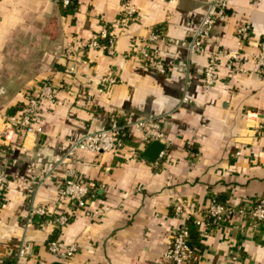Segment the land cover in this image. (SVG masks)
<instances>
[{"label":"crops","instance_id":"1","mask_svg":"<svg viewBox=\"0 0 264 264\" xmlns=\"http://www.w3.org/2000/svg\"><path fill=\"white\" fill-rule=\"evenodd\" d=\"M122 0H77L65 9L56 0H0V128L2 117L21 108L24 94L43 80L54 86V101H41L40 132L15 136L0 145L7 185L0 193V264H10L22 237L38 264H161L181 213L201 218L194 264H264V222L252 219L251 202L264 195V75L252 72L253 54L264 38V0H224V17L203 41V51L185 54L207 0H130L136 19L120 32L111 55L83 42L102 24L117 19ZM249 26L237 67L216 57L208 91L202 73L211 53L236 47L234 32ZM156 30L153 44L161 74L129 53ZM74 41L73 56L64 58ZM152 45V46H153ZM112 71L117 82L99 91ZM186 97L182 101V97ZM153 116L163 133L154 161L139 157L140 129L129 128L116 152L73 150L70 141L111 123ZM94 183L84 209H66L57 194L66 169ZM48 174L36 185L35 177ZM217 201L242 209L214 221L204 215ZM48 214L66 210L67 224L55 229ZM76 243L68 259L56 260L48 240Z\"/></svg>","mask_w":264,"mask_h":264},{"label":"built area","instance_id":"2","mask_svg":"<svg viewBox=\"0 0 264 264\" xmlns=\"http://www.w3.org/2000/svg\"><path fill=\"white\" fill-rule=\"evenodd\" d=\"M63 7H73L77 0H56ZM224 0H207L205 11L199 20L197 27L192 32L189 41L185 46V54L189 57L192 53L202 52L203 41L208 35L210 29L216 21L224 17ZM136 19V6L130 0H122L120 4V13L116 20L111 24H102L98 29L89 34L83 45L86 49L99 50L105 55H111L115 51L117 38L122 30ZM236 47L228 49L225 52L211 53L208 56V62L202 73L201 88L208 91L213 85L216 77V57L226 58L225 69L232 70L237 67V56L240 48L249 37V26L246 23H240L234 32ZM158 39V35L151 32L145 39L137 53L133 48H129L131 55L156 72L164 73V67L158 60L157 49L153 45ZM153 45V46H152ZM75 52L74 41H68L62 51L64 58L73 56ZM252 72L264 75V38L259 41L258 48L253 54ZM117 82V78L112 71H108L99 80V91H107ZM52 103L54 101V86L50 81H45L32 90H27L24 94V101L21 108L13 114L2 117L0 128V145L4 142H10L13 137L24 136L34 132H40V126L36 120L41 116V101ZM186 97H182L185 101ZM129 128L140 129L138 138L145 145L153 140L161 141L163 133L160 129L159 120L153 116H146L137 119H131L122 123H111L95 131L84 132L78 138L70 141L67 153L73 150H87L97 152H116L123 145V137L128 136ZM161 153V152H160ZM159 153V154H160ZM48 174H40L35 177L36 185L45 181ZM7 177L0 168V193L4 191L7 185ZM94 193V183L91 180L84 179L72 169H66L62 181L58 184L57 194L60 201L63 202L66 209L78 208L84 209L88 199ZM175 213H181L184 219L189 215L181 210V204L174 208ZM242 209L236 206L227 205L223 202L214 201L205 209L204 215L214 221H219L224 215L232 216L241 212ZM249 216L259 222H264V195L255 198L248 210ZM41 218L50 215V220L55 229L63 228L68 222V213L66 210H57L48 214L42 206L32 205L27 210V217L24 220V227L33 222L34 216ZM183 219V220H184ZM201 218L193 219L195 226L201 223ZM187 230L181 225L170 236L169 245L162 254L161 264H189L192 251L186 242ZM48 253L54 256L56 260L68 259L77 249L76 243L69 242L62 244L54 239H50L45 244ZM32 245L23 237L19 241L16 250L13 253L10 264H38L32 259Z\"/></svg>","mask_w":264,"mask_h":264},{"label":"trees","instance_id":"3","mask_svg":"<svg viewBox=\"0 0 264 264\" xmlns=\"http://www.w3.org/2000/svg\"><path fill=\"white\" fill-rule=\"evenodd\" d=\"M61 7H63V6H61ZM63 8L70 9V7H63ZM152 32H154L156 34L158 33L156 30H153ZM45 81H48V80H43V81H41V83L45 82ZM126 138H127V136L124 135L123 142H125ZM68 220H69V217H68ZM182 226L187 230L186 242L192 251V255H191V259L189 261V264H194L195 256L197 253H199L201 246L197 240L198 233H197V229H196V226L194 224L192 217H188V218L184 219Z\"/></svg>","mask_w":264,"mask_h":264},{"label":"water","instance_id":"4","mask_svg":"<svg viewBox=\"0 0 264 264\" xmlns=\"http://www.w3.org/2000/svg\"><path fill=\"white\" fill-rule=\"evenodd\" d=\"M163 148V144L157 140L149 142L144 149L140 152L139 157L152 162L159 155Z\"/></svg>","mask_w":264,"mask_h":264}]
</instances>
